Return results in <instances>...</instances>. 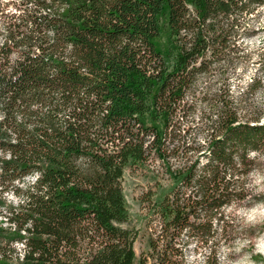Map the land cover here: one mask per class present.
<instances>
[{"label":"trees","instance_id":"obj_1","mask_svg":"<svg viewBox=\"0 0 264 264\" xmlns=\"http://www.w3.org/2000/svg\"><path fill=\"white\" fill-rule=\"evenodd\" d=\"M2 4L0 264H134L125 169L157 161L172 185L141 264H222L252 240L231 209L257 198L264 111L245 97L262 81L235 97L229 78L264 0Z\"/></svg>","mask_w":264,"mask_h":264},{"label":"rangeland","instance_id":"obj_2","mask_svg":"<svg viewBox=\"0 0 264 264\" xmlns=\"http://www.w3.org/2000/svg\"><path fill=\"white\" fill-rule=\"evenodd\" d=\"M7 1L0 0V3L4 6ZM255 20L259 27H264V8L260 9ZM246 45L253 60L247 67L239 68L230 74V87L235 97H241L252 79L259 76L262 81L261 87L245 99L260 106L264 111V70L260 69L257 57V53L264 47V30L248 40ZM209 81L217 83L216 78ZM207 82L206 78L201 80L202 85ZM249 181L257 198L235 206L231 212L236 216L237 225L249 229L248 233L252 240L244 238L245 233L241 232V238L222 250L229 255L226 259L222 257V264H264V158L261 159L260 166L251 173ZM171 185L172 181L164 173L159 161L140 168H131L128 165L125 169L123 187L130 224L138 230V237L134 243L136 251L134 264H141V257L148 255L150 239L161 229V218L155 210L154 202L162 199L169 192ZM9 199L15 200L12 196H9ZM208 251V248H202L197 252L192 248L189 259L193 263L204 262ZM147 264H152V261L149 259Z\"/></svg>","mask_w":264,"mask_h":264}]
</instances>
